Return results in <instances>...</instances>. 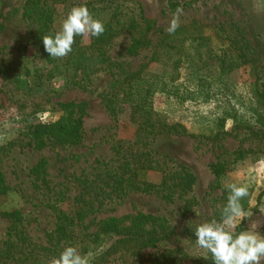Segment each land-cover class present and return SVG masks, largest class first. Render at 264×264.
I'll return each instance as SVG.
<instances>
[{"label": "rangeland", "instance_id": "obj_1", "mask_svg": "<svg viewBox=\"0 0 264 264\" xmlns=\"http://www.w3.org/2000/svg\"><path fill=\"white\" fill-rule=\"evenodd\" d=\"M25 1L0 0V24L3 27L0 31V92L5 87L2 71L6 69L8 61H24L31 68L40 66L33 50L26 46ZM58 1L62 3L57 5L53 23L55 31L59 30L70 8L88 2L102 6V1L107 0ZM111 1L123 4L125 9L130 10L138 5L144 16L162 32L168 31L175 18L178 26L188 25L192 21L207 26L205 35L213 39V26L238 22L264 66V0ZM173 4L177 6L172 7ZM177 9L180 11L177 12ZM159 36L156 33L153 40ZM83 39L87 41V38ZM128 46V38L119 37L113 42L109 54L114 60L126 62L132 67L146 61V52L130 56ZM186 78L188 71L182 70L181 82ZM227 79L235 90V98H232L235 107L228 109L227 114L231 115L224 120L222 128L217 119L222 115V109L213 99L200 102L192 99L171 101L166 95L153 98L154 109L163 114L169 124H182L189 132L207 137L193 139L163 135L157 137L149 148L152 156L168 171L186 168L194 177V184L190 192L181 196L175 193L170 198L129 193L124 198L113 199L100 213L89 216L77 228L79 234L85 237L73 246L87 257L89 264H206L209 254L197 246L193 229L198 223L221 220V210L229 194L228 183L247 185L249 195L241 200V204L253 215L245 219V230L252 221H257L259 226L256 230L264 235V195L257 199L264 188V110L258 111L250 100L248 73L240 70ZM106 83L107 78L103 77L90 90L82 91L66 85L62 77L52 79L46 83L43 91L26 103L29 105L32 101L44 111L24 117V113L33 112L29 106L19 111L23 117L15 115L8 118L7 115L5 120L0 119V145L13 143L0 153V173L7 187L6 193L0 194V210L19 211L22 217L20 229L35 246L50 248L54 243L55 214L50 208L52 204L66 213L74 212L72 198L75 178L91 171L95 167V160H109L113 156L111 146L115 141L133 138L128 114L124 113L118 121H114L101 104L99 94ZM59 103L71 105L74 115L80 118L82 143L55 149H34L32 145H26V124L57 121L63 112ZM258 115L259 120L256 119ZM217 130L227 133L213 138ZM41 160H45L46 166L38 176L33 169ZM219 165L223 166L224 171L217 175L214 170ZM160 179V173L148 172L145 176V180L152 184H158ZM58 192L64 195H57ZM187 199L189 207L185 204ZM136 214L162 218L157 224L143 225L146 232H158L161 237L159 241L144 245L138 238L128 235L99 232L98 220L120 219V226L129 227L130 219L123 217ZM9 227L10 223L0 217V247L9 238ZM95 233L97 236H94ZM53 256L50 252L42 253L36 264H44ZM261 264H264V260Z\"/></svg>", "mask_w": 264, "mask_h": 264}, {"label": "trees", "instance_id": "obj_2", "mask_svg": "<svg viewBox=\"0 0 264 264\" xmlns=\"http://www.w3.org/2000/svg\"><path fill=\"white\" fill-rule=\"evenodd\" d=\"M60 3L62 1L58 0L25 1L23 16L27 24L26 46L33 50L40 66L31 68L24 61H8L6 69L2 71V81L6 83L0 92V119L5 120L7 115L8 118L15 115L23 117L19 111L29 106L33 112L24 113V117L44 111L32 101L29 105L26 103L43 91L46 83L52 79L62 77L66 85L88 91L95 82L106 77V86L99 94L101 104L114 121H118L122 114H128L133 138L115 141L111 146L113 156L109 160H95V167L91 171L75 178L73 213H66L55 204L50 206L55 214L52 232L54 243L50 248L32 244L20 229L22 217L19 211L0 210V217L10 223L11 231L8 240L0 247V264H36L42 253L45 255L47 252L58 256L63 245L74 246L85 237L77 231L79 225L84 224L89 216L100 213L115 198H124L129 193L170 198L175 193L181 196L191 191L195 181L192 174L183 167L179 171H168L152 156L149 148L157 137L163 135L193 139L207 137L189 132L182 124H169L166 117L154 109L153 98L156 95H166L171 101L192 99L205 102L213 99L222 109V115L217 118L222 128L224 120L231 115L227 114L228 109L235 107L232 102L235 90L227 78L241 70L249 74L252 104L258 107V111L264 110V66L238 22L213 26V39L205 35L207 26L196 21L178 26L169 34L168 31L156 29L155 23L144 16L138 5L130 10L111 0L102 1V6L88 2L83 6L95 19L103 22V35L99 38L87 37V41L82 36H76L72 51L66 57L52 58L44 50L42 37L56 32L53 23ZM2 29L0 24V31ZM156 33L160 36L154 41ZM122 36L128 38L127 53L130 56L141 52L148 54L145 62L132 67L110 56L113 42ZM182 70L188 71V78L181 82ZM58 106L63 112L57 121L26 124V145H32L34 149H55L82 143L80 118L74 115L71 105L59 103ZM256 119L259 120V115ZM226 133L217 130L213 138ZM11 145V142L0 145V153ZM45 166V160H41L33 170L40 176ZM223 171L222 165L214 170L217 175ZM148 172L160 173V182L152 184L146 181ZM41 181L44 183L43 178ZM6 191L0 173V194ZM56 194L64 195L63 192ZM263 195L264 188L257 199ZM185 204L189 207L188 199ZM123 218L130 219L129 227L120 226V219L98 220L99 232L128 235L138 238L144 245L161 239L158 232H146L143 225L157 224L162 218L144 214ZM244 223L245 220H242L236 232L245 230ZM208 254L206 264H213L212 256Z\"/></svg>", "mask_w": 264, "mask_h": 264}, {"label": "clouds", "instance_id": "obj_3", "mask_svg": "<svg viewBox=\"0 0 264 264\" xmlns=\"http://www.w3.org/2000/svg\"><path fill=\"white\" fill-rule=\"evenodd\" d=\"M176 27L178 23L174 18L168 28L169 34ZM104 31L103 22L95 19L86 6H74L61 21L59 30L54 35H44L42 42L50 57L64 58L72 51L76 36L99 38ZM226 187L229 194L221 210V220L198 223L194 231L196 244L211 254L213 264H261L264 235L256 230L258 222L252 221L247 230L236 232L241 221L253 215L241 204L249 195L248 187L236 183H228ZM44 264H89V261L76 247L63 245L59 255L47 259Z\"/></svg>", "mask_w": 264, "mask_h": 264}]
</instances>
